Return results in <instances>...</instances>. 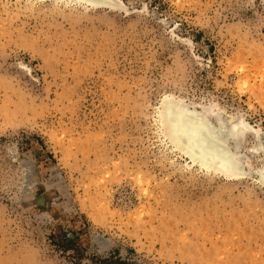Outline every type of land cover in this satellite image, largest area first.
<instances>
[{
	"label": "rangeland",
	"instance_id": "obj_1",
	"mask_svg": "<svg viewBox=\"0 0 264 264\" xmlns=\"http://www.w3.org/2000/svg\"><path fill=\"white\" fill-rule=\"evenodd\" d=\"M111 1L0 0V264H264V0ZM163 97L249 124L244 173Z\"/></svg>",
	"mask_w": 264,
	"mask_h": 264
},
{
	"label": "bare ground",
	"instance_id": "obj_2",
	"mask_svg": "<svg viewBox=\"0 0 264 264\" xmlns=\"http://www.w3.org/2000/svg\"><path fill=\"white\" fill-rule=\"evenodd\" d=\"M81 1L115 5L111 0ZM158 114L164 134L176 148L190 158L191 162H197L209 170L227 173L230 177L244 173V160L238 152L239 139L246 130H250L249 124L244 121H228L214 111H196L168 97L161 100ZM250 132L257 138L254 148L264 152V144L259 139L257 131ZM256 172L258 179L264 182V162Z\"/></svg>",
	"mask_w": 264,
	"mask_h": 264
}]
</instances>
